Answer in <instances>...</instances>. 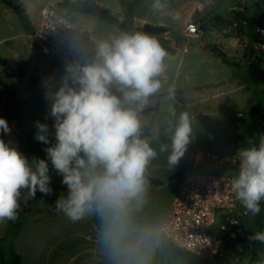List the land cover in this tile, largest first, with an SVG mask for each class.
Returning a JSON list of instances; mask_svg holds the SVG:
<instances>
[{"label": "clouds", "instance_id": "1", "mask_svg": "<svg viewBox=\"0 0 264 264\" xmlns=\"http://www.w3.org/2000/svg\"><path fill=\"white\" fill-rule=\"evenodd\" d=\"M151 8L168 14L167 0H152ZM167 55L155 36L122 32L95 41L91 62L67 63L65 74L46 94L55 143L50 142L49 126L36 122L35 139L51 143L44 149L46 158L30 161L0 138V221L16 219L22 192L32 199L37 192L52 195L51 164L67 188L55 201L56 209L72 222L97 214L101 240L116 264H149L162 229L138 223L136 213L146 203V172L158 153L143 138L141 114L162 88ZM168 93L171 99L174 88ZM169 111L174 120L167 128L168 163L175 166L192 141L193 127L188 112L177 116L174 108ZM10 132L8 121L0 118V133ZM160 151H168V145L162 144ZM236 156L240 167L231 180V192L246 214L256 216L264 201V137L258 146L241 148ZM249 239L264 244V231Z\"/></svg>", "mask_w": 264, "mask_h": 264}, {"label": "rangeland", "instance_id": "2", "mask_svg": "<svg viewBox=\"0 0 264 264\" xmlns=\"http://www.w3.org/2000/svg\"><path fill=\"white\" fill-rule=\"evenodd\" d=\"M85 1H99L119 21L118 24H112L90 15L69 14L73 22L102 40L122 32H140L138 28L145 24L167 25L171 29V36L179 37L191 19L204 13L207 9L206 1L213 2L215 5L211 10L219 15L220 21L214 24L212 33H207L201 39L184 40L186 50L180 51L176 57L165 59L166 71L160 77L162 88L150 98L149 105L141 114L144 128L148 125L145 113L151 109L157 110V117L163 123L161 127L166 128L169 120H174L169 111L171 107L175 109L177 116L185 111L193 116L192 122L195 124L199 145L204 151H213L216 141H221L223 154L238 157L236 155L241 148L259 145L261 137H264V82L253 80L248 60L235 66L233 63L237 60L230 55V48L226 51L228 55L224 57L213 55V48L215 45L223 48V40H220V36L224 38L222 28L239 20L236 9L243 4V16L247 22L252 21L255 27L264 25L261 17L264 4L260 0H167L168 14L154 12L151 8L152 0ZM47 2L48 0H0V56L8 58L11 63L1 66L9 75L8 78L2 76L0 80V112L10 119L16 117L21 120L26 114H34L43 121L47 119L50 102L46 94L65 74L64 67L45 56L29 39L41 22ZM197 4H200V11L195 13ZM177 16L178 19L173 18ZM217 19L218 16L215 15L213 20ZM235 31L240 35L252 34L249 24H240ZM32 59L39 62L35 71L28 69ZM22 63L24 68H21ZM40 69L42 75L38 72ZM38 85H41L40 91L36 90ZM169 88H174L176 92L171 99ZM35 91L40 95L38 102L31 109L23 107L22 99ZM176 97L181 98L183 104ZM2 102L5 103L4 106ZM238 114H243L241 122L245 126L244 130L237 127ZM203 123L218 126L222 131H209L202 127ZM54 132L52 125L49 127V138L53 140ZM14 136L12 146L16 142L17 149L25 153L27 143L24 138L17 134ZM30 146L33 149L27 153L36 155L38 148L35 147L33 138ZM210 166L207 171L213 173V163ZM219 174L237 175L238 170L220 169ZM250 219L253 233L264 231V201L261 202V212L256 216L251 215ZM261 247L263 253L256 254L252 264H264V244L261 243ZM7 258L10 260V255Z\"/></svg>", "mask_w": 264, "mask_h": 264}, {"label": "crops", "instance_id": "3", "mask_svg": "<svg viewBox=\"0 0 264 264\" xmlns=\"http://www.w3.org/2000/svg\"><path fill=\"white\" fill-rule=\"evenodd\" d=\"M94 3L103 8L99 1H95ZM205 5L207 6V9L204 13L196 19H191L189 22H196L204 18H210L213 21V25L208 33H212V28L216 22L220 21V17L216 12L211 10L212 6L208 4V1H206ZM199 11L200 4H197L195 7V13ZM215 15L218 16L216 21L213 20ZM261 17L264 19V11L261 13ZM159 26L168 29V32L163 36L170 42V46L175 49V53L166 51L168 53L166 57L167 60L176 57L180 51L186 50L183 43L185 40L184 31L179 37H173L171 36V29L167 25ZM237 32L238 31H233V33L228 36L223 34L224 38H222L223 36H220V40H223L224 43V45H222L223 48L215 45L213 48V55H228L226 51L230 48V55L237 60L233 63L235 66H238L239 62H242L243 60H248L250 66L253 61V52L250 48V42L255 35V29L250 36L244 33L240 35ZM1 42L2 40L0 43ZM15 57L18 58V55H15ZM4 64H11L10 60L6 57L0 56V80L2 76L7 77L9 75V73L1 67ZM24 67V63H22L21 68ZM38 67L39 62L32 59L31 65L28 69L35 71ZM38 72L42 75L41 69ZM37 89L40 91L42 89L41 85H38V88L36 86V90ZM174 94H176V92H174ZM39 96L40 95H37V91H35L24 97L21 101L23 107L31 109V106L38 102ZM176 98L180 104H183L181 98ZM4 105L5 103L2 102V106ZM145 115L148 118V125L145 128L149 126V116L154 118V125L149 131V135L143 136V138H146L158 153L156 159L150 162L146 175L147 178L159 180L161 183H149L146 194V203L142 209L136 213V221L140 224L151 223L156 227L161 228L171 210L180 182L186 171L195 170L201 173H210L207 171L211 167L210 163H213V173H219L220 169L239 171V168H228L221 164H216L210 158L202 160L201 155L203 154H212L217 152V150H220L222 153V147L220 145L221 141H216L215 149L213 151L202 150L199 145V139L193 122L192 141L188 145L187 151L178 165H169L168 155L171 152V145L166 144L161 139V137L164 136L171 141V133L167 131L169 125L167 123L166 128L161 127L163 123L160 122L157 117V110L151 109L149 112H146ZM49 116L50 114L47 119L43 121L38 119L34 114H26L24 118L20 120L16 117L10 119L8 116L0 112V118L6 119L11 128L9 134L0 133V136L3 137V140L6 143L11 144L15 139L14 134L23 137L24 142L27 143L26 151L23 154L30 161L33 157L45 159L46 153L44 149L51 146V143H55V140L49 138L51 143L48 145L36 140V122L39 121L50 127L53 124L49 122ZM191 118L193 119V116H191ZM32 138L35 141V147L38 148V153L36 155L34 153L31 155L27 153L29 150L33 149V147L30 146ZM162 144L168 145V151H160ZM14 146L17 148L16 142ZM50 175L52 177L50 185L53 189L52 195L42 196L41 193L37 192L36 197L32 199L27 196L26 192H22L20 208L16 219L0 221V249L6 254V258L10 255L11 249H13L15 253L21 256L22 264H116V259L111 255L110 250L101 240L102 221L97 214H89L80 221L72 222L62 212L56 209L55 201L61 193L67 192V188L61 183L62 177L51 168V164ZM250 216L251 214L249 213L248 216L241 220L244 238L248 239L254 234ZM254 242V244H247L237 256H229L226 263H220L218 261H206L195 254L180 249L171 244L161 234L159 245L150 253L149 264H252L256 259V254L263 253L261 243L258 241ZM8 263L12 264V258L10 260L7 258L6 264Z\"/></svg>", "mask_w": 264, "mask_h": 264}, {"label": "built area", "instance_id": "4", "mask_svg": "<svg viewBox=\"0 0 264 264\" xmlns=\"http://www.w3.org/2000/svg\"><path fill=\"white\" fill-rule=\"evenodd\" d=\"M66 1L78 0H48L39 27L29 36L33 46L64 68L73 61L81 64L91 62L94 59V42L102 40L70 19L60 7ZM208 4L215 5L210 1ZM236 10L243 14L245 5ZM240 24L248 25V22L236 20L223 28V34L230 35ZM205 35L196 22H189L184 30L186 41L201 39ZM255 36L256 39L250 42L253 60L260 62L264 71V25L255 28ZM242 118L243 114L237 115V127L244 130ZM207 158L228 168L240 167L238 157L222 154L220 150L201 155L202 160ZM235 176L186 171L171 210L160 228L161 234L180 249L206 261H217L225 243L244 238L241 220L249 215L231 192V180Z\"/></svg>", "mask_w": 264, "mask_h": 264}, {"label": "trees", "instance_id": "5", "mask_svg": "<svg viewBox=\"0 0 264 264\" xmlns=\"http://www.w3.org/2000/svg\"><path fill=\"white\" fill-rule=\"evenodd\" d=\"M260 1L264 3V0H260ZM60 7L64 9L68 14L80 13V14L90 15L100 20L112 23V24H118L119 22L117 18L109 14L104 8H102L98 4L87 2L85 0H78L74 2L66 1V2L61 3ZM236 15L238 19L246 20L243 14L236 12ZM196 23L199 29L204 31L205 33H208L213 25V21L210 18H204V19L198 20L196 21ZM248 24H249V27L252 28V33H253L255 29V25L252 22H249ZM138 31L157 37L160 44L166 51L170 53H175V49L170 46V42L163 36L165 33L168 32V29L166 27L153 26V25L146 24L145 26L138 28ZM253 39H256L255 35ZM220 56L224 57L223 54H220ZM224 61L226 60L224 59ZM250 71H251V76L253 80H255L256 82H264V71L261 68L260 62L252 61L250 65ZM149 121H150L149 126L142 130L143 136L149 135V131L154 125V118L152 116H149ZM49 122L51 124H54V119L51 116H49ZM202 127L212 132H214L215 130L222 131V129L219 128L218 126L208 125L206 123H203ZM0 138L3 139L2 136H0ZM161 139L166 144L171 145V141L168 138L162 136ZM148 180L150 184H160L161 183L159 180H156V179L148 178ZM250 243L254 244L255 242L251 241L248 238H242L238 241L225 243L221 249V252H220L219 257L217 258V261L220 263H226L229 259V256L231 257L237 256L247 246V244H250ZM10 255L12 258V264H22L21 256L15 253L13 249H11ZM6 263H7L6 254L0 249V264H6Z\"/></svg>", "mask_w": 264, "mask_h": 264}]
</instances>
